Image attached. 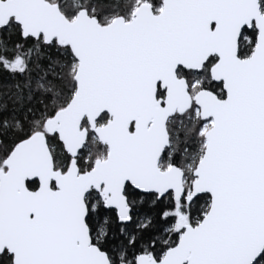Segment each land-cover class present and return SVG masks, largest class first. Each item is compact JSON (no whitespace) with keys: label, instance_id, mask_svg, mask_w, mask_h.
Segmentation results:
<instances>
[{"label":"snow or ice","instance_id":"obj_1","mask_svg":"<svg viewBox=\"0 0 264 264\" xmlns=\"http://www.w3.org/2000/svg\"><path fill=\"white\" fill-rule=\"evenodd\" d=\"M0 264H264V0H0Z\"/></svg>","mask_w":264,"mask_h":264}]
</instances>
